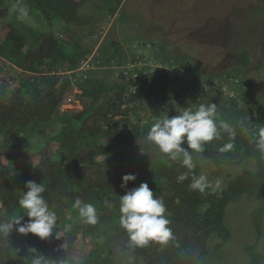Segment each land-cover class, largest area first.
Segmentation results:
<instances>
[{
  "label": "trees",
  "instance_id": "obj_1",
  "mask_svg": "<svg viewBox=\"0 0 264 264\" xmlns=\"http://www.w3.org/2000/svg\"><path fill=\"white\" fill-rule=\"evenodd\" d=\"M85 1L0 0V221L26 214L18 201L29 180L44 185L42 195L57 215L55 232L46 240L30 233L21 235L15 226L8 236H0V264H31L38 255L55 261L73 259V264H206L211 238L219 240L216 249L230 239L226 211L244 195L261 199L250 216L257 240L242 248L249 257L246 264H260L263 258L257 245L264 216V151L258 149L256 139L264 127V104L239 109L232 100H216L220 104L217 121L231 124L236 136L230 139L221 132L220 138L204 144L202 156L216 167L236 166L252 158L255 170L243 172L221 190H192V175H202L199 165L193 159L195 168L189 172L180 160H170L147 141L154 118L160 117H150L148 124H142L146 110L142 98L151 94L162 104L155 92L178 88L176 93L193 101L190 90L196 88V80L213 84L215 79L198 77V65H187L188 60L176 52L169 58L159 47L162 62L156 61L165 66L160 74L147 67L137 72L138 77L131 71L121 73L117 82L94 77L71 81L65 73L76 71L89 52L68 39L62 45L52 34L27 25L20 31L7 20L12 5L15 11H36L48 23L92 26V16L79 14ZM121 3L103 0L106 15L115 16ZM69 45L73 49L68 50ZM110 49L105 63L124 62L118 43H111ZM99 58L94 57V63ZM132 58L135 64L142 62L141 57ZM237 61L240 66L248 65L247 52L237 53ZM127 65L123 68L130 69ZM187 73L194 75L193 80ZM74 102L80 109L63 111V106ZM51 122L54 126L46 132ZM226 143L233 148L221 152ZM27 154L37 156L35 164L26 160ZM186 172L188 178L179 182L177 178ZM125 174H135L136 180L122 187ZM141 183H147L166 207L174 236L166 244L131 245L119 224V198ZM77 198L96 207L95 225L80 218L73 207ZM27 219L24 216L22 223ZM65 225H71L67 233L63 232Z\"/></svg>",
  "mask_w": 264,
  "mask_h": 264
},
{
  "label": "rangeland",
  "instance_id": "obj_2",
  "mask_svg": "<svg viewBox=\"0 0 264 264\" xmlns=\"http://www.w3.org/2000/svg\"><path fill=\"white\" fill-rule=\"evenodd\" d=\"M119 1L122 3L117 14L111 17L107 16L103 9V0H86L79 8V14L92 16V26H65L57 21L48 23L32 9L23 10L27 15L22 17L21 11H15L12 5L8 6L7 20L20 31L23 30V25H27L37 32L52 34L62 45L64 40L68 39L89 52L76 71H69L67 75L65 73L71 81L77 80L80 83L81 79L94 77L117 82L121 80L120 74L124 71L137 73L147 67L160 74L165 68L160 63L162 58L159 55H162L163 51L169 58L174 56L173 52L182 54L183 58L188 60L187 65H198L201 70L198 77L205 80L207 77L215 79L213 84L197 79L196 88L190 90L193 101L182 93H176L178 88H171L162 93L155 92L158 98L163 100L162 104L154 101L151 94L143 97L142 102L146 105V110L142 116V124H148L150 117L179 115L185 108L193 109L209 102L217 105L218 112L220 104L216 100H232L239 109L264 104V0ZM111 43H118L121 47L124 60L121 64L105 63L111 54ZM159 47L163 51H158ZM66 48L70 50L73 46ZM242 51L248 54V65L245 66H240L237 61V53ZM99 55V60L94 63V57ZM132 57H141L142 62L135 64ZM127 63V68L130 69L123 68ZM182 69L178 71L182 73ZM187 75L193 80V74ZM157 79L161 81V78ZM74 91L79 92L77 88ZM62 109L70 111L80 107L78 102H74L63 106ZM53 126L54 123L51 122L45 131L50 132ZM53 149L56 150V147ZM192 155L201 174L207 176L212 190L224 189L243 172L255 170L252 158L245 159L236 166L222 164L216 167L201 153L193 152ZM35 159L36 155L27 154L28 162L35 164ZM217 180L220 181L218 187ZM260 201L259 197L244 195L238 202L228 206L225 225L231 237L220 249L215 248L219 240L211 238L210 253L204 263L249 262V257L242 248L257 240L255 222L250 216L252 211L258 208ZM257 249L263 258L260 264H264V216L262 236Z\"/></svg>",
  "mask_w": 264,
  "mask_h": 264
},
{
  "label": "clouds",
  "instance_id": "obj_3",
  "mask_svg": "<svg viewBox=\"0 0 264 264\" xmlns=\"http://www.w3.org/2000/svg\"><path fill=\"white\" fill-rule=\"evenodd\" d=\"M20 11L22 17L27 15L23 9ZM137 75L139 76L138 73ZM217 115V105L209 102L200 104L196 110L185 108L179 115L154 118L146 139L159 151L167 154L170 160H180L181 164L191 172L195 168L193 152L203 153L204 144L220 138L221 132L226 133L230 139L236 136V129L225 120L218 122ZM256 145L259 150L264 151V127L258 131ZM233 146L232 143H226L220 151L231 150ZM187 178L186 172L177 179L182 182ZM121 179V186L126 187L128 182L136 180V175L125 174ZM219 184L220 181L217 180V187ZM189 187L204 193L211 184L205 175H192ZM25 188L26 191L18 204L26 214L0 221V236H8L15 226V231L21 235L30 233L40 240H46L55 232L57 215L50 210L48 202L42 195L45 192L43 184L29 180L25 183ZM73 207L78 209L80 218L86 224L97 223V210L93 204L77 198ZM119 211L121 214L119 224L127 232L131 245L143 247L149 242L166 244L174 239L172 229L168 227L170 220L165 215L166 207L162 199L154 196L147 183H141L139 187L126 191L119 198ZM24 216L28 219L27 222L22 223ZM70 230L71 225L63 227L65 233ZM31 264H73V259L55 261L38 255L32 259Z\"/></svg>",
  "mask_w": 264,
  "mask_h": 264
},
{
  "label": "built area",
  "instance_id": "obj_4",
  "mask_svg": "<svg viewBox=\"0 0 264 264\" xmlns=\"http://www.w3.org/2000/svg\"><path fill=\"white\" fill-rule=\"evenodd\" d=\"M126 74H127V71H124V72H123V75H126ZM133 76H134V77H137L138 75H137V73H134Z\"/></svg>",
  "mask_w": 264,
  "mask_h": 264
}]
</instances>
